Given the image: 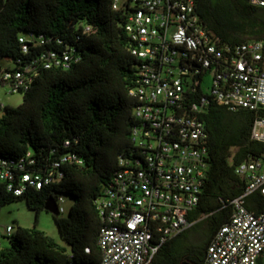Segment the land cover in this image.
<instances>
[{"label":"trees","instance_id":"16d2710c","mask_svg":"<svg viewBox=\"0 0 264 264\" xmlns=\"http://www.w3.org/2000/svg\"><path fill=\"white\" fill-rule=\"evenodd\" d=\"M113 1L0 0V85L6 84V71L37 73L22 92L21 104L0 106V161L16 175L11 188L8 180L0 181V211L19 200L36 211L35 226H17L7 237L10 244L0 247V264L95 263L101 257L98 237L104 222L96 199L112 182L120 157L137 154L133 129L141 124L135 115L140 102L130 90L139 84L144 62L131 51L125 10L114 9ZM197 12L219 46L264 42V7L251 0H197ZM51 52L69 53L74 60L65 67ZM4 59L14 65L4 67ZM201 116L209 158L201 199L189 214L194 224L166 241L152 264H202L209 243L233 213L232 200L245 188L237 166L264 159V142L253 138L255 111H231L211 101ZM22 158L24 169L18 167ZM51 169L54 179L41 187L21 182L25 172L45 175ZM22 184L18 195L15 189ZM65 195L74 198L68 214H53L64 245L37 224L47 199L61 206ZM261 202L255 192L246 206L258 210ZM197 231L199 242L191 234ZM257 264H264V255Z\"/></svg>","mask_w":264,"mask_h":264},{"label":"built area","instance_id":"2783aa9c","mask_svg":"<svg viewBox=\"0 0 264 264\" xmlns=\"http://www.w3.org/2000/svg\"><path fill=\"white\" fill-rule=\"evenodd\" d=\"M251 2L264 7V0ZM113 7L125 10L131 51L144 61L139 84L130 90L140 102L135 115L141 124L133 129L137 154L120 157V168L96 199L104 222L98 237L101 257L95 263L68 264H152L166 241L192 227L189 214L201 199L209 158L201 115L211 101L231 111H255L253 138L264 142L262 40L219 46V39L202 23L197 0H114ZM50 55L65 67L74 60L66 52ZM36 75L6 71L3 79L12 93L23 92ZM207 75L211 80L205 92ZM198 90L202 93L195 99ZM24 163L22 158L18 167L24 169ZM236 173L245 179V188L232 200L233 213L209 243L202 264H257L264 255V159L243 161ZM15 177L8 163L0 161V181L8 180L11 188ZM53 179L51 169L45 175L25 172L21 182L41 187ZM24 189L22 184L15 193ZM255 192L262 197L258 210L246 206L247 197ZM15 231L13 225L0 224V237ZM85 251L90 253V247Z\"/></svg>","mask_w":264,"mask_h":264},{"label":"rangeland","instance_id":"374dc122","mask_svg":"<svg viewBox=\"0 0 264 264\" xmlns=\"http://www.w3.org/2000/svg\"><path fill=\"white\" fill-rule=\"evenodd\" d=\"M14 63L10 59L3 60V66H13ZM211 76L207 75L204 81V91L208 92L210 86ZM24 94L22 92L10 91V84L0 85V102L2 104H7L10 106H18L23 102ZM74 203V198L71 195H65V201L61 203V206L64 207V215H67L71 206ZM36 221V211L30 209L25 200H19L5 205L0 211V224L2 225H13L24 226V227H33L35 226ZM37 227L45 231L48 235L54 238L60 244H66L65 241L61 238L58 226L54 219V216L51 212L47 210H42L39 214V221ZM192 234V239L196 242H199L202 238L201 232H194ZM0 241L3 246H8L10 240L6 237H0Z\"/></svg>","mask_w":264,"mask_h":264},{"label":"water","instance_id":"95a60500","mask_svg":"<svg viewBox=\"0 0 264 264\" xmlns=\"http://www.w3.org/2000/svg\"><path fill=\"white\" fill-rule=\"evenodd\" d=\"M45 209L49 212H51L54 215L60 214V209L57 201L53 197H49L45 203ZM182 264H188V263H182ZM197 264V263H192Z\"/></svg>","mask_w":264,"mask_h":264}]
</instances>
